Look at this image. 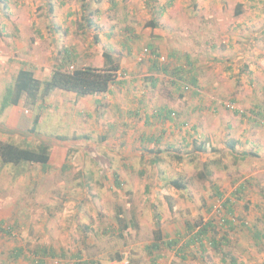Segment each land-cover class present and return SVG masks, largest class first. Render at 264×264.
Masks as SVG:
<instances>
[{
    "label": "rangeland",
    "instance_id": "374dc122",
    "mask_svg": "<svg viewBox=\"0 0 264 264\" xmlns=\"http://www.w3.org/2000/svg\"><path fill=\"white\" fill-rule=\"evenodd\" d=\"M149 1L0 0V104L20 69L43 83L64 62L104 68L108 53L120 66L109 93L54 89L0 110V140L50 153L45 169L0 165V264H36L43 247L66 255L47 264L78 252L93 264H223L205 239L185 247L187 224L206 222L226 262L264 261V0ZM119 208L134 217L126 233ZM156 216L183 259L148 255Z\"/></svg>",
    "mask_w": 264,
    "mask_h": 264
},
{
    "label": "trees",
    "instance_id": "16d2710c",
    "mask_svg": "<svg viewBox=\"0 0 264 264\" xmlns=\"http://www.w3.org/2000/svg\"><path fill=\"white\" fill-rule=\"evenodd\" d=\"M97 2L99 0H96ZM151 0L149 1V3ZM148 3V4H149ZM115 5V3H114ZM4 8L7 7L6 3L3 5ZM161 11L163 12V8H161ZM161 12V13H162ZM239 13V12H238ZM161 15V14H160ZM84 22L88 27L91 26V19L85 14L84 16ZM150 27L154 28L157 26L156 23L150 22ZM81 28H84L83 24L80 25ZM96 38V37H95ZM104 59H106L108 65L104 68H95L92 66H84L80 68H76L73 70H66L64 68L65 64L67 62H64V64H61L58 68H55L49 76V79L45 82H41L38 79L34 77V74L29 69H20L17 74L15 75L14 82L12 87L7 88L1 104H0V110L3 111L4 109L8 107H16L22 99H24V104L29 105L31 108H33L36 103L44 98L43 94L58 89L64 92H69L75 94L77 97H87V96H95V95H102L105 93H108L110 91L111 85H113L116 82V78L118 75V72L120 71V66L117 63H114L111 59V56L108 53L103 54ZM154 69H158V66H154ZM180 71L176 72V76L179 77ZM194 81V79H191V82ZM195 82V81H194ZM164 111H159L158 121H161L162 119V113ZM167 113V111L165 112ZM166 118L171 119L170 115L166 116ZM37 119V118H35ZM165 119V117H164ZM36 124V120L34 121ZM148 141H152V137L148 139ZM158 139H156L157 143ZM29 146V145H28ZM20 144H15L9 141H2L0 140V165L2 166H12L14 168H17L21 165H39L42 167V169L47 168L49 159H50V153H49V146L45 144H41L36 147H31ZM229 149H233V146L229 144ZM197 153H202L204 151L203 143H198V146L196 147ZM150 153L154 154L153 156V163L159 162V158L157 156L158 153H161L160 150L158 151H152L150 149ZM156 155V156H155ZM142 156V155H140ZM176 160L178 162L182 161L183 158L179 156H175ZM158 164V163H157ZM209 166H206L205 164L202 165V171L199 172V179L204 180L206 178V174L209 175L210 172L207 170ZM143 172H139L141 175ZM165 186H171L174 187L176 190H182L185 187L184 183L178 182L176 180H170L166 181ZM116 187H121V183L117 182ZM219 196L220 193H217ZM167 204H170L169 196L166 198ZM171 209V207H168ZM230 214V213H229ZM155 220L156 228L153 231V241L151 244L147 245L145 250L148 252V255H151L152 253H158L160 251L164 250H171L173 251L175 256L180 257L181 259L184 258L182 256L184 252V248L176 250L174 247L178 243L177 240H168L165 242L163 240V235L161 232V229L159 228V217ZM115 219L117 223H119L120 229L119 231L126 233V231H130V229L134 225V217L131 213H125L122 209L119 208L118 212L116 211ZM126 219V221L124 220ZM223 222L231 225V221L228 220H222ZM3 222H0V231L3 232L4 235H9V233L6 230L2 229ZM231 227V226H230ZM187 235L190 234V232L194 231V233H191V236L186 243L187 247L188 245L199 242L201 243L204 239L209 242V244L212 246L214 251H216L221 258V262L223 264H242V263H236V260L234 258H231L229 262H226L228 253L222 251V243L221 241L215 240L214 237L209 236V232H216V227L211 222L206 223H197L194 225L187 224L186 227ZM256 238L261 237L259 233L255 235ZM264 238V235H263ZM224 239V238H223ZM183 251V252H182ZM24 250L20 247L14 248L13 252V258L18 259L20 256L23 257ZM34 258H36V264H47L48 261L58 260L62 261V259L65 258V253L56 252L51 247H43V248H37L34 251ZM78 261L76 264H93V261H81L82 258L81 253L78 252L74 256ZM122 260L121 256L117 255L115 258V261L120 262ZM68 264V263H65ZM75 264V263H71ZM264 264V261L261 263Z\"/></svg>",
    "mask_w": 264,
    "mask_h": 264
},
{
    "label": "crops",
    "instance_id": "0c3cea01",
    "mask_svg": "<svg viewBox=\"0 0 264 264\" xmlns=\"http://www.w3.org/2000/svg\"><path fill=\"white\" fill-rule=\"evenodd\" d=\"M109 92H110V91H109ZM109 92H108V93H109ZM147 140H148V139H147Z\"/></svg>",
    "mask_w": 264,
    "mask_h": 264
}]
</instances>
